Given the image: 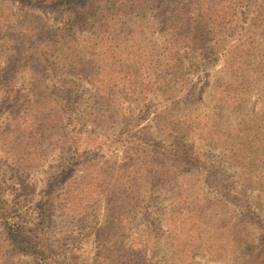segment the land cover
Instances as JSON below:
<instances>
[{"label": "rangeland", "instance_id": "1", "mask_svg": "<svg viewBox=\"0 0 264 264\" xmlns=\"http://www.w3.org/2000/svg\"><path fill=\"white\" fill-rule=\"evenodd\" d=\"M0 200V264H264V0H0Z\"/></svg>", "mask_w": 264, "mask_h": 264}, {"label": "trees", "instance_id": "2", "mask_svg": "<svg viewBox=\"0 0 264 264\" xmlns=\"http://www.w3.org/2000/svg\"><path fill=\"white\" fill-rule=\"evenodd\" d=\"M60 3L59 4L61 5V7H63V4H62L61 1H60ZM176 11H177L178 14L180 13V10L179 9L176 10ZM177 26H178L177 29H179V30L184 29L183 28V24H181V23H179V25H177ZM170 36L172 37V35H170ZM3 208H4V202H2V200H0V210H2ZM30 238L33 239L32 236H30Z\"/></svg>", "mask_w": 264, "mask_h": 264}]
</instances>
